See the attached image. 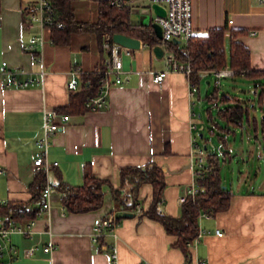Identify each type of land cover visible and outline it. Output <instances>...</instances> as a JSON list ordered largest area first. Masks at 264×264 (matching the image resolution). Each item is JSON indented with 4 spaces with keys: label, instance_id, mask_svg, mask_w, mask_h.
<instances>
[{
    "label": "crops",
    "instance_id": "1",
    "mask_svg": "<svg viewBox=\"0 0 264 264\" xmlns=\"http://www.w3.org/2000/svg\"><path fill=\"white\" fill-rule=\"evenodd\" d=\"M135 1L145 2L130 0L127 5L132 8ZM24 4L25 0H0V68L3 61L14 69L32 71L38 68L32 55L23 51V45L31 36V32L23 27ZM71 6L76 21H96L94 0H73ZM229 19L231 24L227 23ZM192 22L194 34L199 35L213 29L243 31L236 41L248 48L251 70H264V2L192 0ZM225 46L228 47V36ZM42 56L48 73L43 87H4L3 81L8 78L0 80V167L3 169L0 199L7 203L31 200L29 186L38 170L32 162L42 151L35 142L42 137L44 117L51 113H65L69 115V121L52 134L46 150L47 161L51 164L47 174L51 186V209L48 215L35 218L31 238L12 235L17 252L11 259L4 258L6 262L113 264L106 249L112 245L116 255L114 264H198L201 259L204 264H264V184L233 192L223 182L233 193L229 207L210 218H198V229H203L205 234L196 247L188 248V257L173 246L176 238L169 235L161 223L142 215L141 211L146 209L151 198L149 184H142L138 190L136 206L140 212L135 207L128 212L131 216L118 218L115 238L106 236L98 245L91 242L93 226L108 212L114 211L110 187L118 189L121 186L119 172L122 168L142 167L150 162L158 165L165 182L158 209L167 216L178 218L181 208L178 199L193 182V143L199 145L205 155L215 152L221 158H229L226 149L208 151L201 145L204 127L216 137L221 147L227 146L230 136L238 131L241 134L244 129L248 140L252 137L262 148L261 134L257 132L255 136L250 125L234 129L224 144L217 137L218 130L209 131L212 126L207 121L206 110L210 104L206 96L222 86L220 82L218 86L214 83L210 90V80L200 78V75L213 76L211 70L196 74L192 95L185 77L179 73H167L160 83H154L153 75L164 68L163 57L156 58L152 48L140 42V48L132 58L122 57L123 69L131 70L129 82L111 88L107 107L97 112L69 113L63 110L74 95L65 89L68 72L74 67L93 72L104 53L97 47L94 34L82 32L72 34L67 44H45ZM242 77L247 78L244 74L223 78L226 79L223 88L231 85V91H218V95H226L231 103L254 106L252 116L259 119L256 111L258 109L261 115L262 105L258 104L254 88L234 87L240 85ZM203 80L206 81L201 94ZM250 91L255 98L254 104H251L252 100H245ZM194 98L199 100V112L194 109ZM204 104L205 109L202 108ZM211 112L214 116L215 110ZM54 162L57 165L54 166ZM86 164H90L95 178L107 182L103 186V203L97 210L69 213L61 205V194L56 185L63 182L80 186ZM129 187L125 185L124 191ZM4 218L0 216V224ZM216 230L223 236H215ZM48 244L54 246L51 255L42 250ZM32 245L38 247L34 257L24 258L23 250Z\"/></svg>",
    "mask_w": 264,
    "mask_h": 264
},
{
    "label": "trees",
    "instance_id": "2",
    "mask_svg": "<svg viewBox=\"0 0 264 264\" xmlns=\"http://www.w3.org/2000/svg\"><path fill=\"white\" fill-rule=\"evenodd\" d=\"M55 13V18L63 25L61 29H51L48 36L54 44H67L72 34L88 32L95 35L97 47L102 52V42L105 34H124L139 39L149 49L159 43L155 37L151 24L135 25L130 22L131 8L127 5L130 0H122L123 6L117 9L110 4L111 0H94L96 2L97 19L94 23H84L75 20L71 6L73 0H50ZM243 31L224 29L209 30L205 34H194L186 44L177 45L169 42L165 50L172 52L179 62H187L193 70L192 81L196 82V74L208 70H219L229 67L234 72V77L245 75L254 84V93L258 104L262 105L259 119L252 116L254 106H247L240 102L231 103L226 95H218L217 88L206 96L210 108L206 110L208 123L212 126L209 131L218 130V139L222 144L225 139L234 133V129L252 126L254 135L261 134V145L264 149V70H251L250 52L236 38L243 35ZM228 36V47L225 38ZM91 84L82 87L81 91L70 97L68 105L63 108L69 113H81L88 97L96 95L98 82L95 75H91ZM222 105V107H220ZM215 110L213 116L211 110ZM256 136V135H255ZM225 158L217 153L210 152L206 155L205 175L196 181L202 192L193 198L189 197L181 204L178 218L167 216L158 209L165 187L164 177L158 165L148 163L142 167H125L119 172L121 186L118 189L110 187L114 201V210L123 213L134 210L138 202L137 194L142 184L151 186V198L146 209L142 210L143 216L161 223L165 231L176 238L174 247L189 256L187 244L192 242L198 232V218L201 213L212 216L228 209L232 191L223 184L221 167ZM46 183L44 171L38 169L34 173L33 181L29 186L32 195L29 202L7 203L0 207V216L4 219L16 221L33 219L35 217L34 204L42 203L41 196ZM106 181L93 176L90 164L82 169V184L69 186L59 182L56 189L61 194V205L69 213H85L97 210L103 203V186ZM129 185L125 192L124 186Z\"/></svg>",
    "mask_w": 264,
    "mask_h": 264
},
{
    "label": "built area",
    "instance_id": "3",
    "mask_svg": "<svg viewBox=\"0 0 264 264\" xmlns=\"http://www.w3.org/2000/svg\"><path fill=\"white\" fill-rule=\"evenodd\" d=\"M147 5L151 3L159 4L164 8V16H153L155 21L161 29V38L158 39L159 45L163 49L164 68L157 71L152 81L160 83L167 73L174 72L183 75L187 81L189 92L192 95V89L196 84L192 81L193 70L187 62L177 61L172 52L166 51L165 46L173 40L180 41V44H186L189 39L194 35V28L192 22V0H144ZM264 2V0H261ZM110 4L120 9L123 6L122 0H111ZM228 24L232 20L227 21ZM23 27L25 30L31 32L28 42L23 45V51L31 54L32 59L38 68L32 71H25L23 69L11 68L8 63L3 61L0 68V80L7 77V81H3L4 87H12L17 89H24L34 86L43 87L47 79V71L44 69V62L42 50L45 44H54L53 40L48 36L51 29H61L63 27L60 21L55 18L54 8L50 0H25L23 7ZM252 32L251 34H254ZM141 42V41H140ZM102 50L104 58L101 60L100 65L93 72L83 71L81 67L72 68L67 75L65 82V89L71 94H76L81 91L82 87H88L91 84V75L97 77L98 87L96 95L88 97L84 103L86 112H97L103 110L108 105V96L111 88L116 85H122L129 82V73L131 70L125 71L123 69L122 57L126 56L132 58L137 49L120 46L112 41L110 34H105L102 42ZM215 78V86L223 78H233L234 72L231 68L225 67L223 69L211 70ZM69 121V115L65 113H51L45 115L43 122V134L35 144L42 151L37 157L33 159L32 165L35 168L44 171L46 183L43 187L41 196L42 203L36 205L35 217L19 223L13 219H4L0 224V264H9L4 258H12L17 250L12 243V235L18 234L27 238L33 235V227L35 218L48 215L51 205L49 202V195L51 186L47 181V174L50 170L51 164L47 161L46 150L49 145V140L52 134L61 130L64 125ZM194 148V168H193V182L186 188L183 195L178 199L179 203H184L189 197L193 198L197 193L202 192L196 184V181L202 178L205 173L206 155L204 150L197 144L193 143ZM53 165H57L54 162ZM3 169L0 167V174ZM8 201L0 199V206L6 205ZM160 203V202H159ZM137 212H140L139 207L136 206ZM212 215L201 213L199 218H210ZM116 211L108 212L93 226L91 232V242L93 245H98L100 239H105L106 236L115 238V229L118 225ZM49 233V231H48ZM205 231L201 228L198 229L196 237L192 242L187 244L188 248L196 247ZM217 237L223 236L219 230L214 232ZM54 246L48 244L43 247V252L51 255ZM109 252L111 262H116V255L114 246L109 245L106 248ZM37 245H32L23 250L22 256L24 258H33L37 252ZM204 260H198V264H204ZM138 264H146L144 262Z\"/></svg>",
    "mask_w": 264,
    "mask_h": 264
},
{
    "label": "rangeland",
    "instance_id": "4",
    "mask_svg": "<svg viewBox=\"0 0 264 264\" xmlns=\"http://www.w3.org/2000/svg\"><path fill=\"white\" fill-rule=\"evenodd\" d=\"M79 1L83 2L86 0ZM145 5L146 2L135 1L132 5L133 7L131 8L130 18H136L140 21V24H146V22L149 20V15L147 9L145 8ZM204 77L210 80V90H212L215 81L214 77L210 74L200 75L201 79H203ZM240 80V85H234V87L246 89L249 88L252 90L253 86L248 78L244 79L242 77L240 78ZM203 81L204 82L200 88L201 94L203 92L202 88L205 86L206 80ZM225 81L226 79H221L220 83L222 86H218V91H221L222 93L224 92V90L231 91V85L223 88V83ZM244 85H250V87H244ZM245 100H252L250 102L251 104H254L255 98L251 91L248 93V95L245 96ZM193 103L194 109L199 112V100L197 98H194ZM255 105L257 106V104ZM202 108L205 109L206 104H204ZM256 114H258L259 117L261 116L258 109L256 111ZM201 133L203 137L200 139V143L201 145L206 146L208 151L216 150L217 152H220V148L229 151V158H227L228 156H225V161L223 162L221 167V176L223 178L224 184L231 188L233 192L243 189L244 187L246 189H251V187L254 188L260 185L262 186L264 184V150L252 137H250L248 140V136L246 135L244 129L242 130L241 134L238 131L235 135L230 136L226 147L219 146L216 137L214 135H210L209 132L206 131V127L201 130Z\"/></svg>",
    "mask_w": 264,
    "mask_h": 264
},
{
    "label": "water",
    "instance_id": "5",
    "mask_svg": "<svg viewBox=\"0 0 264 264\" xmlns=\"http://www.w3.org/2000/svg\"><path fill=\"white\" fill-rule=\"evenodd\" d=\"M145 8L147 9L148 15H149V20L146 22V24H140V21L136 18L135 19L130 18V22H131V24H135V25L151 24V26L154 30L155 37L157 39H160L161 38V29H160V26L155 21H153V16H164L165 15L164 8L162 6H160L159 4H156V3H151L150 5H146ZM112 41L114 43L120 45V46H123V47H128L131 49H139L140 48V40L139 39L129 37V36H126L124 34H113L112 35ZM173 43L179 45L180 41L173 40ZM152 52L156 58H161L163 56V49L159 45H155L152 48ZM123 216H131V213H123Z\"/></svg>",
    "mask_w": 264,
    "mask_h": 264
}]
</instances>
